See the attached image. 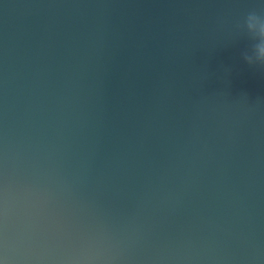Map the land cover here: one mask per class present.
Masks as SVG:
<instances>
[{
	"label": "water",
	"instance_id": "obj_1",
	"mask_svg": "<svg viewBox=\"0 0 264 264\" xmlns=\"http://www.w3.org/2000/svg\"><path fill=\"white\" fill-rule=\"evenodd\" d=\"M264 0H0V264H264Z\"/></svg>",
	"mask_w": 264,
	"mask_h": 264
},
{
	"label": "clouds",
	"instance_id": "obj_2",
	"mask_svg": "<svg viewBox=\"0 0 264 264\" xmlns=\"http://www.w3.org/2000/svg\"><path fill=\"white\" fill-rule=\"evenodd\" d=\"M237 28L255 41L250 50L242 52L244 62L250 66H264V12L250 11L243 24H238Z\"/></svg>",
	"mask_w": 264,
	"mask_h": 264
}]
</instances>
